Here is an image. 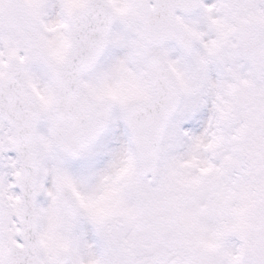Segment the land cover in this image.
<instances>
[{"label": "snow or ice", "instance_id": "snow-or-ice-1", "mask_svg": "<svg viewBox=\"0 0 264 264\" xmlns=\"http://www.w3.org/2000/svg\"><path fill=\"white\" fill-rule=\"evenodd\" d=\"M0 264H264V0H0Z\"/></svg>", "mask_w": 264, "mask_h": 264}]
</instances>
